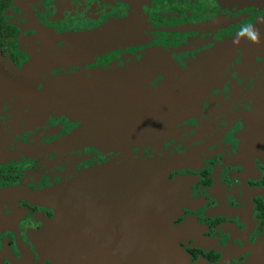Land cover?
Wrapping results in <instances>:
<instances>
[{
  "label": "flooded vegetation",
  "instance_id": "flooded-vegetation-1",
  "mask_svg": "<svg viewBox=\"0 0 264 264\" xmlns=\"http://www.w3.org/2000/svg\"><path fill=\"white\" fill-rule=\"evenodd\" d=\"M130 19L133 43L101 52L64 42L72 29ZM249 26L255 40L239 35ZM136 67L147 73L145 132L131 140L132 111L117 99L126 130L114 140L174 182L189 263L264 264V0H0V76L11 81L0 85V161L9 155L0 163V264H53L39 237L56 213L35 193L124 158L119 147L75 140L96 105L53 108L46 92L80 88L82 97L92 79Z\"/></svg>",
  "mask_w": 264,
  "mask_h": 264
},
{
  "label": "water",
  "instance_id": "water-1",
  "mask_svg": "<svg viewBox=\"0 0 264 264\" xmlns=\"http://www.w3.org/2000/svg\"><path fill=\"white\" fill-rule=\"evenodd\" d=\"M82 38L78 35L75 40L82 42ZM63 57L64 52L58 59ZM139 69L129 76L94 78L86 84L82 97L80 88L71 94L64 88L46 92L53 108L96 105L94 114L86 111L88 121L75 140L124 151L122 161L83 171L68 182L35 193L56 213L39 237V246L53 264H190L178 244L183 228L174 224L178 211L174 182L159 162L136 159L128 152L131 143L114 140L126 130L116 116L123 114L122 105H114L117 99H123L132 111L129 119L135 127L130 130L131 140L145 132L138 117L145 100L140 97L146 89L139 90L146 84L147 73ZM28 74V70L21 73L17 80L26 84ZM1 83L8 86L11 81L1 77ZM108 99L112 105H105Z\"/></svg>",
  "mask_w": 264,
  "mask_h": 264
},
{
  "label": "rangeland",
  "instance_id": "rangeland-1",
  "mask_svg": "<svg viewBox=\"0 0 264 264\" xmlns=\"http://www.w3.org/2000/svg\"><path fill=\"white\" fill-rule=\"evenodd\" d=\"M25 5V4H24ZM132 20L130 19L129 21L127 22H118V23H115V24H112V25H105L103 27V30H97L95 31V29L93 30H89V31H81L78 33V31H76L75 29H72L70 30V32H67L66 34L63 35V38H65V43L67 42L68 45H70V40L69 38H72V41H74L76 39V37L79 35L80 37L83 36L82 38V42L84 43H97L98 46L94 47V50L95 51H103V49L107 48L108 47V44L111 42V44L113 46H123V44H127L129 42L133 43V40L136 39V35L132 32H130L127 28V26H131L132 25ZM68 25V24H67ZM66 25V26H67ZM111 31H113V34H117L116 37L112 38V36L110 37L111 35ZM126 31V32H125ZM127 32H129L130 34H128ZM59 38H62L59 37ZM105 38L106 40H109L107 41L104 45H101V42H102V39ZM64 40V39H63ZM69 40V41H68ZM83 45V44H82ZM66 46V44L64 45ZM85 47V46H84ZM60 49V48H59ZM58 49V50H59ZM63 49V48H61ZM57 50V51H58ZM87 50V49H86ZM55 51V52H57ZM47 56L45 55V58ZM54 60V59H53ZM53 62V61H51ZM50 62V63H51ZM58 62V59H55L54 60V64H57ZM30 70V69H29ZM3 153V149H2V145H0V155ZM4 159H6L7 157H9L8 153H6L4 156H3ZM2 160L0 161V163L2 162Z\"/></svg>",
  "mask_w": 264,
  "mask_h": 264
},
{
  "label": "clouds",
  "instance_id": "clouds-1",
  "mask_svg": "<svg viewBox=\"0 0 264 264\" xmlns=\"http://www.w3.org/2000/svg\"><path fill=\"white\" fill-rule=\"evenodd\" d=\"M239 35H247L249 36L252 40L256 39V34L255 32L251 29V27H242L241 32Z\"/></svg>",
  "mask_w": 264,
  "mask_h": 264
}]
</instances>
